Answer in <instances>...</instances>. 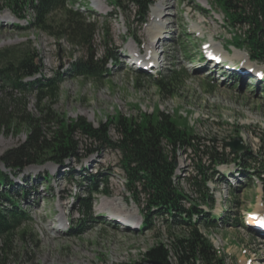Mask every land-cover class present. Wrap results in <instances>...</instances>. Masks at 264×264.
Masks as SVG:
<instances>
[{
	"label": "rangeland",
	"instance_id": "374dc122",
	"mask_svg": "<svg viewBox=\"0 0 264 264\" xmlns=\"http://www.w3.org/2000/svg\"><path fill=\"white\" fill-rule=\"evenodd\" d=\"M102 1L108 5L106 11L84 15L99 22L93 55L100 56L107 44L117 63L111 68L110 76H104L101 82L68 75L70 64L88 52L73 49L66 39L57 40L35 30L1 29L0 49L31 41L41 55L43 74L50 77L60 73L63 76L56 110L69 119L85 117L98 127L117 113L138 118L140 113L150 114L157 109L177 120L180 116L187 119L201 141L198 150L177 153V183L194 203L193 200L200 201L201 196L195 181L206 176L207 189L216 204L212 210L199 202L198 207L206 213L211 211L212 215L222 216L217 223L218 229L207 232L202 229V232L209 241L214 238L216 244L219 243L218 246L213 244L225 257L226 264H264L262 237L251 228L233 227L236 220L239 225L245 222L244 217L248 214L256 213L264 218V186L259 178L264 176V86L257 88L241 75L237 79L232 74L225 78L209 77L204 69L205 52H214L216 58H222V63L227 61L234 70L244 67V70L264 73V63L251 62L245 51L228 46L231 31L223 20L224 15L214 7L211 10V0H199L206 8H200L197 0H155L157 4L150 9L148 21L142 28L133 7L118 10L112 7L111 0ZM2 2L0 0V8L4 6ZM155 12H160V16L154 15ZM152 28L160 32L154 41L147 36ZM237 30L242 36L247 28ZM130 34L136 35L142 48L130 39ZM168 37L171 40H167ZM155 41H161L164 46L157 49L158 45L151 44ZM154 49L157 58L164 59V71L187 75L173 94L162 93L148 80L138 81V74L127 57L140 52L143 56L148 52L150 56ZM248 86L253 89L249 91ZM29 99L30 109L34 112V100ZM110 135L117 138L113 128ZM25 139V133L0 135V157L20 146ZM235 139H239L256 158L250 175L234 163L215 166L210 157L217 152H230L226 143ZM78 140L81 155L88 157L68 161L64 168L53 164L43 168L29 167L21 174L20 177L27 180L23 183L26 194L20 196L25 201L22 207L30 213L32 221L11 238L0 240V264H139L152 247L159 243L170 247L175 237L185 234L183 229L170 226L169 217L154 215L143 198L139 204L128 198L118 151L97 149L82 137ZM91 150L94 152L90 153ZM198 165L203 166L204 176ZM0 170L10 174L1 162ZM46 176L48 180L44 181ZM10 177L16 184L22 183L14 176ZM92 177H97L99 186L98 194L94 196L89 194L92 190L87 187V180ZM8 188V185L0 186V192ZM104 193L109 195L104 196ZM85 198L90 199L88 204L92 203V213L81 212L80 202ZM114 215L126 216L133 224H141L143 217L148 215L152 225L149 230L125 229L120 223H111L105 218ZM66 228L67 231H59Z\"/></svg>",
	"mask_w": 264,
	"mask_h": 264
},
{
	"label": "trees",
	"instance_id": "16d2710c",
	"mask_svg": "<svg viewBox=\"0 0 264 264\" xmlns=\"http://www.w3.org/2000/svg\"><path fill=\"white\" fill-rule=\"evenodd\" d=\"M24 0H5L7 6L18 12ZM155 0H114L118 7H135L137 22L145 24L150 6ZM210 1V0H209ZM214 8L223 15L225 24L231 31L229 45L247 51L250 60L264 62V0H211ZM34 28L47 33L50 37L66 39L73 49L81 48L88 52L84 57L75 59L70 64L68 75L71 78H83L101 82L109 75L108 63L115 60L107 44L98 57L93 55L94 37L99 26L67 7L65 0H40L37 7ZM246 27L244 35L238 28ZM27 31L26 29H20ZM133 34V40H137ZM31 42L0 49V135L26 134L25 142L12 148L0 157V162L9 169L10 174L0 170V186L9 188L0 192V240L9 239L21 227L32 221L30 213L22 205L20 198L25 193V185H18L15 179L29 167H44L53 164L64 168L66 162L80 161L88 155H81L78 137L89 140L97 149L115 150L121 156L120 167L125 174L128 198L134 204L141 199L147 209H152L156 216L169 217L171 226L185 231L175 237L171 246L163 243L152 247L145 254V260L173 264H226L225 257L218 254L213 244L202 233L216 229L218 215L205 213L198 207L203 203L213 208V197L206 189L208 178L204 176L203 166L198 165L203 173L199 187L200 201L193 200L179 187L175 165L177 153L186 150H198L201 138L194 134L188 121L180 116L175 119L159 109L153 113H140L138 118L126 117L117 113L104 123L95 127L85 117L69 119L56 110L60 99L63 76L57 73L51 77L43 74L40 53ZM157 76L147 73L138 74L139 80H148L156 85L162 93L173 94L176 86L182 85L187 76L183 72L166 71ZM32 81L27 78L36 77ZM211 89L213 86L208 85ZM251 89V87H249ZM30 97L34 109H30ZM181 123H178V121ZM111 128L117 138L110 135ZM264 140V139H263ZM226 149V148H225ZM94 151L91 150L90 153ZM217 165L235 163L242 171L248 172L256 158L249 150L242 156L232 152L215 156L210 154ZM250 163V164H249ZM264 168V164H263ZM250 174V173H247ZM264 185V177H260ZM48 180V176L44 181ZM90 195L98 193L97 177L87 180ZM26 182V181H25ZM44 183V182H42ZM203 190V192L201 191ZM104 195H108L104 193ZM80 202V201H79ZM90 199L80 202L82 214L93 212ZM185 204H190L189 208ZM151 212V211H150ZM193 215L197 216L193 222ZM218 218V221H216ZM237 224V223H236ZM152 225L148 215L144 217L143 226L150 229ZM82 234V233H80Z\"/></svg>",
	"mask_w": 264,
	"mask_h": 264
},
{
	"label": "water",
	"instance_id": "95a60500",
	"mask_svg": "<svg viewBox=\"0 0 264 264\" xmlns=\"http://www.w3.org/2000/svg\"><path fill=\"white\" fill-rule=\"evenodd\" d=\"M226 146L231 148L233 153H238L239 155L243 154L246 151L245 149L246 147L239 139H235L232 142H227ZM139 264H172V263L171 262L162 263V262L153 261V260H146Z\"/></svg>",
	"mask_w": 264,
	"mask_h": 264
},
{
	"label": "bare ground",
	"instance_id": "6f19581e",
	"mask_svg": "<svg viewBox=\"0 0 264 264\" xmlns=\"http://www.w3.org/2000/svg\"><path fill=\"white\" fill-rule=\"evenodd\" d=\"M95 2H97V4H98V6L100 7V8H103V6H100L99 5V1H96L95 0ZM104 5V4H103ZM157 7H158V5H157ZM160 8H161V6H159ZM156 8V7H155ZM159 8V9H160ZM158 9V8H157ZM102 10H105V8L104 9H102ZM153 10V9H152ZM156 10V9H155ZM153 12V11H152ZM155 14H157L158 15V17L160 16L159 14H160V12L159 13H154V15ZM159 35H160V32L159 31H157V30H154L153 28H152V30H150V32H149V35H147V36H149V38H152V40L153 39H155V38H159ZM154 41V40H153ZM221 60H222V58H220ZM229 64V63H228ZM235 65V64H234ZM236 66V65H235ZM111 205V204H110ZM109 205V206H110ZM102 206H105V204L104 205H102ZM114 216H116V215H114ZM255 216H256V213H252V214H250L249 216H248V224L250 225V226H255L254 224H255V222L254 221H256L257 222V224L256 225H258V219H260L259 217L257 218V219H255ZM112 217V216H111ZM139 222H137V223H134L135 224V226H137V224H138ZM133 224V225H134ZM170 262V261H169Z\"/></svg>",
	"mask_w": 264,
	"mask_h": 264
}]
</instances>
